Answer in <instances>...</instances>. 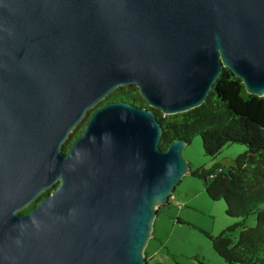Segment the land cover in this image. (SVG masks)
I'll return each mask as SVG.
<instances>
[{"label": "water", "instance_id": "obj_1", "mask_svg": "<svg viewBox=\"0 0 264 264\" xmlns=\"http://www.w3.org/2000/svg\"><path fill=\"white\" fill-rule=\"evenodd\" d=\"M224 68L264 96V0H0V264H148L191 168L153 110L200 107ZM129 85L151 108H96Z\"/></svg>", "mask_w": 264, "mask_h": 264}, {"label": "trees", "instance_id": "obj_2", "mask_svg": "<svg viewBox=\"0 0 264 264\" xmlns=\"http://www.w3.org/2000/svg\"><path fill=\"white\" fill-rule=\"evenodd\" d=\"M139 93L135 85L121 86L96 108L102 107L106 101L118 100L151 108ZM153 111L162 122L164 131L160 146L165 150L176 139L190 143L196 136L203 138L204 150L210 157H215L231 143L247 146V151L236 157L234 165L228 170L217 165L210 169L200 167L192 170V173L204 180L211 199L225 201L227 215L243 219L227 227L221 234L209 235L220 257L228 264H264V96L248 93L243 81L224 68L200 107L168 116L159 110ZM85 125L76 127L64 150L71 148ZM49 192L51 190L44 194ZM36 205L37 202L22 213ZM251 215L256 217L257 224L249 228L245 219ZM238 227L241 231L235 240L233 232ZM145 258L150 264L147 250Z\"/></svg>", "mask_w": 264, "mask_h": 264}, {"label": "rangeland", "instance_id": "obj_3", "mask_svg": "<svg viewBox=\"0 0 264 264\" xmlns=\"http://www.w3.org/2000/svg\"><path fill=\"white\" fill-rule=\"evenodd\" d=\"M87 116L78 126L88 121ZM201 136H196L185 148L184 157L190 165L176 186L170 201L162 205L154 220L152 239L146 247L153 255L150 264H228L214 249L209 235L221 234L227 227L240 223L243 219L227 215L224 200H213L208 195L204 180L193 175L197 168H213L221 165L224 170L234 165L236 157L247 151L244 144L231 143L215 157L204 150ZM246 226L255 227L254 215L245 219ZM241 228L233 232L239 238Z\"/></svg>", "mask_w": 264, "mask_h": 264}, {"label": "crops", "instance_id": "obj_4", "mask_svg": "<svg viewBox=\"0 0 264 264\" xmlns=\"http://www.w3.org/2000/svg\"><path fill=\"white\" fill-rule=\"evenodd\" d=\"M147 257H148L149 261H151L153 259V255L150 252H147Z\"/></svg>", "mask_w": 264, "mask_h": 264}, {"label": "flooded vegetation", "instance_id": "obj_5", "mask_svg": "<svg viewBox=\"0 0 264 264\" xmlns=\"http://www.w3.org/2000/svg\"><path fill=\"white\" fill-rule=\"evenodd\" d=\"M89 120V119H88Z\"/></svg>", "mask_w": 264, "mask_h": 264}]
</instances>
